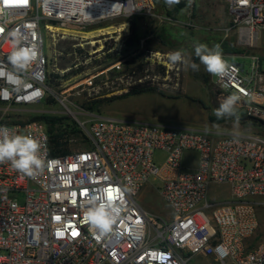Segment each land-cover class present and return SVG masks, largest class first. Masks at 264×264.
Masks as SVG:
<instances>
[{
  "label": "built area",
  "instance_id": "1",
  "mask_svg": "<svg viewBox=\"0 0 264 264\" xmlns=\"http://www.w3.org/2000/svg\"><path fill=\"white\" fill-rule=\"evenodd\" d=\"M222 1L229 16L226 35L236 31L241 47H258L264 39V0ZM138 16L156 18L161 26L177 24L157 14L154 0H0V71L5 74L0 76V105H5L0 126L30 134L48 150L44 170L35 177L8 162L0 164V264H190L193 256L215 264H264V245L249 244L259 227L258 200L264 198V134L100 117L88 124L86 149L52 156L48 125L16 120L24 107L44 101L50 60L64 55L58 51L60 42L72 44L71 57L78 50L92 56L96 51L87 49L105 47L118 34L82 46V38L66 31L88 33L100 29V23L121 19L117 25L127 28L120 40L124 45ZM13 30L39 52L30 68L19 73L31 87L19 90L6 75L17 74L8 61ZM224 57L229 66L215 76L216 84L240 97L237 103L248 117L264 123L259 57L251 58L249 71ZM156 151L167 155L161 165L154 160ZM189 153L195 155L191 167L185 164ZM213 185L226 186L230 202L209 201ZM149 186L171 211L170 218L141 204ZM109 189L120 215L112 231L99 237L84 216L93 200L108 198Z\"/></svg>",
  "mask_w": 264,
  "mask_h": 264
},
{
  "label": "rangeland",
  "instance_id": "2",
  "mask_svg": "<svg viewBox=\"0 0 264 264\" xmlns=\"http://www.w3.org/2000/svg\"><path fill=\"white\" fill-rule=\"evenodd\" d=\"M157 14L176 21L175 26H161L156 18L138 16L131 22V32L127 42H117V29L121 19L100 23L97 28H112L116 39L100 47L101 50H78L72 52L70 42H60L58 51L64 55L58 61L50 60L48 91L44 101L37 106L24 107L15 116L19 122H29L38 115L53 118H66L68 142L66 151L71 154L87 148L88 124L100 117H115L126 121L147 122L163 126L184 125L202 131H239L264 134L261 126H253L241 118L245 111L236 105V117L217 119L214 109L228 96L215 82V76L205 70L194 53V42L206 43L209 47L220 44L224 56L250 70L251 58L257 56L264 71V39L258 47H241L237 33L226 35L229 27L227 4L222 0H180L168 6L165 0H154ZM114 28V29H113ZM96 29L91 32L98 31ZM90 33V32H88ZM139 39L131 45L133 34ZM112 35V34H110ZM118 35V36H117ZM107 36V35H106ZM103 37V36H101ZM100 37V38H101ZM100 38L95 39L99 41ZM146 41V42H143ZM84 44V43H83ZM98 45V44H97ZM93 46V45H88ZM49 40L45 37V54L51 55ZM184 50L191 56L199 70L186 68L183 64H173L169 54ZM165 62V63H164ZM169 63L170 66H167ZM146 85L154 91L138 96L111 100L129 92L136 85ZM192 99V100H191ZM5 105H0L4 108ZM246 115V114H245ZM261 124V123H259ZM166 153L156 151L154 160L161 165ZM195 157L187 154L185 164L194 166L190 161ZM226 186L213 185L209 201L230 202L231 194ZM257 213L259 227L250 239L251 247L264 245V198L258 200ZM141 204L154 215L170 218L171 211L152 186L143 193ZM190 264H215L205 257L193 256Z\"/></svg>",
  "mask_w": 264,
  "mask_h": 264
},
{
  "label": "clouds",
  "instance_id": "3",
  "mask_svg": "<svg viewBox=\"0 0 264 264\" xmlns=\"http://www.w3.org/2000/svg\"><path fill=\"white\" fill-rule=\"evenodd\" d=\"M180 0H165V4L172 6L178 4ZM192 0H189L191 6ZM13 38L12 50L8 55V61L15 69V73H7L10 82L19 90L22 87H31L19 73L26 72L27 69L37 60L39 52L36 45L25 46V37L18 30L9 33ZM194 53L203 64L205 70L214 75L221 76L227 69L228 62L224 57L220 44L209 47L206 43L194 42ZM169 60L173 64H183L186 68L194 71L199 70V65L192 62L190 54L184 50H175L169 54ZM3 75H5L3 73ZM40 92L37 90V95ZM240 97L230 95L226 97L220 106L214 109L217 119L224 117H236L238 122L236 105ZM43 149V151H42ZM47 147L25 132H18L8 126H0V164L8 162L16 171L29 177H35L42 173L45 167ZM120 209L111 202L110 194L108 198H101L99 202L93 200L84 216V222L89 225L99 237L107 235L112 231V226L117 222Z\"/></svg>",
  "mask_w": 264,
  "mask_h": 264
},
{
  "label": "trees",
  "instance_id": "4",
  "mask_svg": "<svg viewBox=\"0 0 264 264\" xmlns=\"http://www.w3.org/2000/svg\"><path fill=\"white\" fill-rule=\"evenodd\" d=\"M138 35L133 34V40L131 43L132 46H136L138 42ZM154 91L151 88H148L146 85H136L130 88L129 92L121 95V96H115L111 100L125 98V97H131V96H138L140 94H145L148 92ZM192 100V99H191ZM44 121L48 125V130L51 135V155L52 156H64L68 155L69 153L66 151L67 142H68V135H67V126L70 127V124H65L66 118H53L51 116L46 115H38L35 117H32L31 121ZM241 120L246 124L247 121L252 122L251 124L253 126H261L264 125L263 122H260L259 120L252 119L244 114V116L241 118ZM261 123V124H259ZM262 127V130L264 131V127ZM88 145V144H87Z\"/></svg>",
  "mask_w": 264,
  "mask_h": 264
},
{
  "label": "bare ground",
  "instance_id": "5",
  "mask_svg": "<svg viewBox=\"0 0 264 264\" xmlns=\"http://www.w3.org/2000/svg\"><path fill=\"white\" fill-rule=\"evenodd\" d=\"M115 29H117V32H119V36L117 38V42L119 43L121 38L123 37L124 30L127 28H126V26H119L118 28H115ZM65 34H72L73 36H78V37L82 38V40H81L82 46H86V45L95 46L98 43H100V40L96 41L95 39L100 38L101 36L113 34V32H112V28H107V29H99L98 31L90 32V33H77V32L71 33L69 31H66ZM85 41H89V42L83 44V42H85ZM99 50H101V48H99L98 51ZM167 66H170L169 63H167Z\"/></svg>",
  "mask_w": 264,
  "mask_h": 264
},
{
  "label": "crops",
  "instance_id": "6",
  "mask_svg": "<svg viewBox=\"0 0 264 264\" xmlns=\"http://www.w3.org/2000/svg\"><path fill=\"white\" fill-rule=\"evenodd\" d=\"M111 118H115V117H112V116H110ZM117 119H120V118H117ZM121 120H123V119H121ZM126 121V120H125ZM129 122H135V121H129ZM242 130H239V131H229V132H225V131H218L219 133L220 132H222V133H226V134H247L248 132H241ZM213 132H216V131H213ZM212 262H213V260H212Z\"/></svg>",
  "mask_w": 264,
  "mask_h": 264
},
{
  "label": "snow or ice",
  "instance_id": "7",
  "mask_svg": "<svg viewBox=\"0 0 264 264\" xmlns=\"http://www.w3.org/2000/svg\"><path fill=\"white\" fill-rule=\"evenodd\" d=\"M4 3L5 4L9 3V0H4ZM2 75H3V72L0 71V76H2ZM109 194H110V198H111V189H109Z\"/></svg>",
  "mask_w": 264,
  "mask_h": 264
}]
</instances>
